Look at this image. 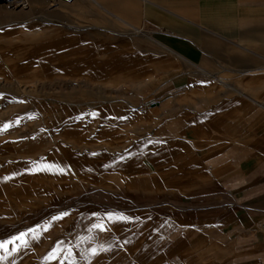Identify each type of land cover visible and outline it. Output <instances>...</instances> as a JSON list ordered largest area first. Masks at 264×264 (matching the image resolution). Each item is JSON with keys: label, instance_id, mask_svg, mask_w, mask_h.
Masks as SVG:
<instances>
[{"label": "crops", "instance_id": "1", "mask_svg": "<svg viewBox=\"0 0 264 264\" xmlns=\"http://www.w3.org/2000/svg\"><path fill=\"white\" fill-rule=\"evenodd\" d=\"M64 2L0 4L6 67L55 84L40 147L0 140V264H264V0Z\"/></svg>", "mask_w": 264, "mask_h": 264}, {"label": "rangeland", "instance_id": "2", "mask_svg": "<svg viewBox=\"0 0 264 264\" xmlns=\"http://www.w3.org/2000/svg\"><path fill=\"white\" fill-rule=\"evenodd\" d=\"M65 0H58L56 3H65ZM67 2H73L74 0H66ZM6 3V0H0V4ZM65 4H62V14L65 15ZM61 13V12H60ZM66 14L73 16V21L76 26H81L87 22L86 18H83L79 7H73L72 10L66 9ZM1 38V32H0ZM4 49L0 45V140L1 142L8 137L9 127H15L19 130H26L34 134V141L29 143V146L40 147V125L41 117L44 119L49 118L50 112H45L40 104H50L51 97L48 96V91L54 89V83L42 84L35 83L32 85L22 84L17 81V75L20 72L18 70H10L12 66L6 67L4 64ZM79 98H84V95L79 93ZM9 119L12 121L9 123ZM26 121V123H24ZM50 122V121H48ZM50 124V123H49ZM4 125H8L7 128ZM15 125V126H13ZM2 144V143H1ZM7 144V143H4ZM3 145V144H2ZM26 148L20 146L19 148ZM9 150V146L5 145L2 150Z\"/></svg>", "mask_w": 264, "mask_h": 264}, {"label": "snow or ice", "instance_id": "3", "mask_svg": "<svg viewBox=\"0 0 264 264\" xmlns=\"http://www.w3.org/2000/svg\"><path fill=\"white\" fill-rule=\"evenodd\" d=\"M4 127L7 128L8 125H4ZM61 171H63V169H61ZM62 215H67V213H64ZM112 215L113 214H109V217L111 218ZM120 218L121 219H130L128 217H120ZM53 219H56V218L53 217ZM95 227L103 229V225L102 224L95 225ZM28 232L29 233H33V232H35V229L30 228V229H28ZM26 236H27V233L21 232L19 234V236L12 237V239L10 241H0V249H3L5 252H8L9 251V247H8L9 244H12V243H14L16 241H20L21 244L27 245ZM59 243H62V242H58V246L56 248L52 249V251L49 253V256L47 257L48 259L56 258L58 256V254L61 252V248L59 247ZM18 247H19V245H17V248ZM91 251H92L93 255L97 254V249L93 248Z\"/></svg>", "mask_w": 264, "mask_h": 264}, {"label": "built area", "instance_id": "4", "mask_svg": "<svg viewBox=\"0 0 264 264\" xmlns=\"http://www.w3.org/2000/svg\"><path fill=\"white\" fill-rule=\"evenodd\" d=\"M51 2V6H55L57 3L58 0H49Z\"/></svg>", "mask_w": 264, "mask_h": 264}]
</instances>
